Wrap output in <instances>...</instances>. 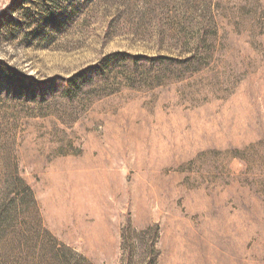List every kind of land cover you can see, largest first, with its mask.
Here are the masks:
<instances>
[{
  "label": "rangeland",
  "instance_id": "374dc122",
  "mask_svg": "<svg viewBox=\"0 0 264 264\" xmlns=\"http://www.w3.org/2000/svg\"><path fill=\"white\" fill-rule=\"evenodd\" d=\"M0 264H264V0H0Z\"/></svg>",
  "mask_w": 264,
  "mask_h": 264
}]
</instances>
